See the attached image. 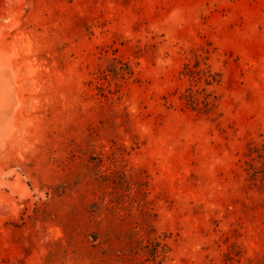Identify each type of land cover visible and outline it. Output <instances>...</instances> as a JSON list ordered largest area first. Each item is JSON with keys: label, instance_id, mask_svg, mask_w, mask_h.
<instances>
[{"label": "rangeland", "instance_id": "rangeland-1", "mask_svg": "<svg viewBox=\"0 0 264 264\" xmlns=\"http://www.w3.org/2000/svg\"><path fill=\"white\" fill-rule=\"evenodd\" d=\"M0 264H264V0H0Z\"/></svg>", "mask_w": 264, "mask_h": 264}, {"label": "trees", "instance_id": "trees-1", "mask_svg": "<svg viewBox=\"0 0 264 264\" xmlns=\"http://www.w3.org/2000/svg\"><path fill=\"white\" fill-rule=\"evenodd\" d=\"M209 81L210 80H208V82ZM185 100H186V103H188L190 106H192L194 108H200L199 106H197V101H196V98L194 97L193 94L186 95ZM204 101H205V109L204 110H207V109H208V111L211 110V106H210L211 101L209 99H205Z\"/></svg>", "mask_w": 264, "mask_h": 264}]
</instances>
